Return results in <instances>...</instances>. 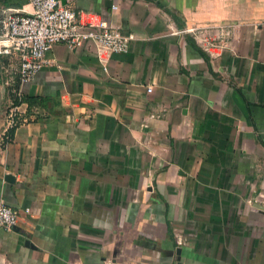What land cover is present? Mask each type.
I'll return each mask as SVG.
<instances>
[{
  "label": "crops",
  "instance_id": "crops-1",
  "mask_svg": "<svg viewBox=\"0 0 264 264\" xmlns=\"http://www.w3.org/2000/svg\"><path fill=\"white\" fill-rule=\"evenodd\" d=\"M57 1L133 40L1 93L0 264H264V0Z\"/></svg>",
  "mask_w": 264,
  "mask_h": 264
},
{
  "label": "built area",
  "instance_id": "built-area-1",
  "mask_svg": "<svg viewBox=\"0 0 264 264\" xmlns=\"http://www.w3.org/2000/svg\"><path fill=\"white\" fill-rule=\"evenodd\" d=\"M30 12L0 9V58L8 64L0 66L1 87L17 100L18 86L30 82L45 65V54L57 44L76 51L94 45L110 54L128 51L132 35L121 34L105 16L90 22L80 13L57 0H25ZM116 10L111 6V11ZM17 125L9 121V128ZM8 140V137H5ZM28 213V209L22 211ZM20 211L0 203V228L16 227Z\"/></svg>",
  "mask_w": 264,
  "mask_h": 264
},
{
  "label": "trees",
  "instance_id": "trees-1",
  "mask_svg": "<svg viewBox=\"0 0 264 264\" xmlns=\"http://www.w3.org/2000/svg\"><path fill=\"white\" fill-rule=\"evenodd\" d=\"M191 44V42H190ZM44 99L34 98V97H23L21 96L19 100H14L13 105H17L19 103H25L28 107H44L46 106L44 103Z\"/></svg>",
  "mask_w": 264,
  "mask_h": 264
},
{
  "label": "rangeland",
  "instance_id": "rangeland-1",
  "mask_svg": "<svg viewBox=\"0 0 264 264\" xmlns=\"http://www.w3.org/2000/svg\"><path fill=\"white\" fill-rule=\"evenodd\" d=\"M3 64H8V62L6 60H4L3 58H0V66L3 65ZM0 84H1V76H0ZM3 92H4V88H2L1 85H0V95Z\"/></svg>",
  "mask_w": 264,
  "mask_h": 264
},
{
  "label": "water",
  "instance_id": "water-1",
  "mask_svg": "<svg viewBox=\"0 0 264 264\" xmlns=\"http://www.w3.org/2000/svg\"><path fill=\"white\" fill-rule=\"evenodd\" d=\"M6 178H9V177L7 176ZM176 253H177V251H176Z\"/></svg>",
  "mask_w": 264,
  "mask_h": 264
}]
</instances>
